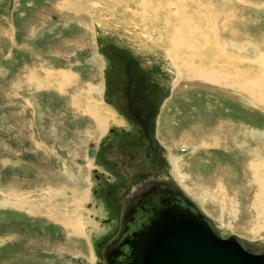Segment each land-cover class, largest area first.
I'll list each match as a JSON object with an SVG mask.
<instances>
[{"label": "rangeland", "instance_id": "obj_1", "mask_svg": "<svg viewBox=\"0 0 264 264\" xmlns=\"http://www.w3.org/2000/svg\"><path fill=\"white\" fill-rule=\"evenodd\" d=\"M263 74L264 0H0V264H106L133 181L163 177L264 246V102L242 90Z\"/></svg>", "mask_w": 264, "mask_h": 264}, {"label": "water", "instance_id": "obj_2", "mask_svg": "<svg viewBox=\"0 0 264 264\" xmlns=\"http://www.w3.org/2000/svg\"><path fill=\"white\" fill-rule=\"evenodd\" d=\"M103 258L106 264H264V246L224 239L212 220L163 177L128 196L120 230Z\"/></svg>", "mask_w": 264, "mask_h": 264}, {"label": "bare ground", "instance_id": "obj_3", "mask_svg": "<svg viewBox=\"0 0 264 264\" xmlns=\"http://www.w3.org/2000/svg\"><path fill=\"white\" fill-rule=\"evenodd\" d=\"M218 18V17H217ZM216 23V22H215ZM182 31V30H181ZM184 31V30H183ZM191 34H193V33H191ZM186 43V42H185ZM216 44H218V43H216ZM181 45V44H180ZM236 46V45H235ZM176 47V46H175ZM176 49V48H175ZM235 49V48H234ZM181 50V49H180ZM237 50V49H236ZM178 51V50H177ZM192 51V50H191ZM221 51V50H220ZM174 52H175V50H174ZM185 52V51H184ZM170 53V52H169ZM221 53V52H220ZM176 54V53H175ZM186 55V54H185ZM191 55V54H190ZM222 55V54H221ZM187 56H188V54H187ZM194 56V55H193ZM192 56V57H193ZM171 57V56H170ZM172 58V61L174 62V60H178V58H177V56H176V58L175 57H171ZM184 58V57H183ZM190 58V57H189ZM194 58V57H193ZM202 58V57H201ZM217 58H218V56H217ZM223 58H225V57H223ZM185 59V58H184ZM196 60L198 59V58H195ZM229 59V58H228ZM182 60V59H181ZM186 60V59H185ZM199 60V59H198ZM215 61L216 60H218V59H216V57H215V59H214ZM219 60H220V58H219ZM180 61V60H179ZM189 61H191V60H189ZM228 61V60H227ZM185 62V61H184ZM203 63V62H202ZM232 63V62H231ZM234 63V62H233ZM259 63V62H258ZM262 63V62H261ZM192 64H193V62H192ZM263 64V63H262ZM201 65V64H200ZM214 65V64H213ZM256 65V64H255ZM212 66V65H211ZM178 67V66H177ZM191 67V66H190ZM261 67V66H260ZM259 68V67H258ZM234 70V69H233ZM219 71V70H218ZM237 71V70H236ZM260 72V71H259ZM189 73V72H188ZM260 74V73H259ZM32 75H34L33 73H32ZM254 75H256V74H254ZM264 75V74H263ZM194 76V75H193ZM195 76H198V78L200 77L202 80H206L208 83H216V84H221L222 83V79H225V78H221V77H223V75H222V73H219V72H215L214 70H210V71H208L205 75H203V74H200V73H198V74H195ZM236 77H235V80H236V78H237V76H240V73H238V74H236L235 75ZM244 76V75H243ZM249 76V75H248ZM226 77V76H225ZM228 77V76H227ZM234 77V76H233ZM261 77V76H260ZM48 78V77H47ZM229 78V77H228ZM247 79V78H246ZM234 80V81H235ZM206 81H204V82H206ZM226 82V81H225ZM263 82V81H262ZM238 84V83H237ZM263 85H264V83H258V80H256V78H253V79H251V80H246V83L243 85V88H242V90H245L246 92H248L249 93V95H251V96H255V97H258L259 99H260V101H263L264 102V89L262 88L263 87ZM238 86V85H237ZM237 86H235V87H237ZM241 87V86H240ZM123 97V96H122ZM127 116L126 117H130L129 116V114H126ZM225 131V133H226V129H223L222 127H218L217 129H216V131H214V132H217V134H216V136H219V137H221V139H222V137H224V134H223V132ZM193 133H190V135H192ZM209 135V134H208ZM207 136V135H206ZM212 136V135H211ZM207 138H209L208 136H207ZM213 139V138H212ZM209 140H211V137H210V139ZM204 142V141H203ZM206 143V142H205ZM196 144L197 145H199L200 143H198V141H196ZM193 146V145H192ZM220 166V165H219ZM216 167V171H217V173H220L219 172V169H221V166L220 167ZM198 170V169H197ZM216 173V174H217ZM154 178H150V179H147L144 183H145V186H147V184H150L151 183V181L153 180ZM157 179H160V178H157ZM169 179V178H168ZM162 180V179H161ZM181 180V179H180ZM224 180V178H223V176H221V178H219V176H216V178L214 179V180H212L210 183L211 184H213V188H215V190H216V188L217 189H219V190H221V191H218V190H216L215 191V194H214V192H213V190H210L209 188L208 189H204V190H206L208 193H211V194H213L214 196H216V194H220V199L216 196V198H213L212 200L214 201L215 199L217 200V199H219V200H217V201H219V205L220 204H225V203H223L225 200H224V195H228V191H227V188H226V186H228V184H226L225 185V180ZM182 181V180H181ZM262 183V182H261ZM175 184V183H174ZM145 186H142L141 188H137V190L135 191V190H133L131 193H130V197H132L133 195H135L138 191H141V190H144V188H145ZM217 186V187H216ZM229 187V186H228ZM232 190V194H233V192H234V189H231ZM128 198V197H127ZM126 198V199H127ZM256 198H258V202H256V203H259V204H257V210H259V212H258V217L260 218V219H262V221H264V200H263V198H264V184H261V188H260V191L258 192V194H257V196H256ZM126 199H125V201H126ZM232 199H234V196L230 199V202H231V206L234 204V200H232ZM260 201H262L261 203H260ZM221 202V203H220ZM19 204H21V202L19 203ZM23 204V203H22ZM261 204V205H260ZM226 205V204H225ZM253 205V204H252ZM254 207H255V205H254ZM200 210V209H199ZM201 211V210H200ZM202 213V212H201ZM203 214V213H202ZM206 216V215H205ZM207 217V216H206ZM76 220V224H80L81 223V221H80V219H75ZM72 221V220H71ZM66 222V221H65ZM212 222L214 223V221L212 220ZM66 224V223H65ZM75 224V225H76ZM74 225V224H73ZM215 225V224H214ZM215 227H216V225H215ZM217 228V227H216ZM75 231H78V229H77V226H76V229H75ZM219 233H222V232H219ZM224 234H226L227 235V233L226 232H223ZM231 237H236V236H231ZM224 238V237H223ZM230 238V237H229ZM224 239H226V238H224ZM228 239V238H227ZM247 241V240H246ZM249 242V241H248ZM250 243V242H249ZM250 244H252V243H250ZM254 245V244H253Z\"/></svg>", "mask_w": 264, "mask_h": 264}, {"label": "flooded vegetation", "instance_id": "obj_4", "mask_svg": "<svg viewBox=\"0 0 264 264\" xmlns=\"http://www.w3.org/2000/svg\"><path fill=\"white\" fill-rule=\"evenodd\" d=\"M121 60V59H120ZM122 61V60H121ZM122 64H123V61L121 62ZM119 93V92H118ZM122 99H124L123 97H122ZM123 105H124V107H125V103H123ZM134 107L135 108H137V109H134ZM126 111L127 112H129L128 114H129V116H132V113L133 114H135L136 113V111L135 110H140V115H148L146 112H145V110H143V109H145V108H143L141 105H134V103L133 102H131L130 101V104H126ZM142 113H144V114H142ZM144 127H146V123H145V125H144ZM125 171V173H126V170H124ZM145 179H143V180H141V181H138V180H136L135 182L133 181V185H134V189L133 190H137V188H141L142 186H145V181H144ZM112 193V192H111ZM112 195H113V193H112ZM111 195V197H113Z\"/></svg>", "mask_w": 264, "mask_h": 264}, {"label": "crops", "instance_id": "obj_5", "mask_svg": "<svg viewBox=\"0 0 264 264\" xmlns=\"http://www.w3.org/2000/svg\"><path fill=\"white\" fill-rule=\"evenodd\" d=\"M27 72H28V71H27ZM27 72H24V73L26 74ZM24 73H23V75H22V78H24V76H25ZM17 77H18V76H17V74H16V81H17V80H20V81H21L22 78H19V79H18ZM19 77H20V75H19ZM20 81H19V82H20Z\"/></svg>", "mask_w": 264, "mask_h": 264}]
</instances>
